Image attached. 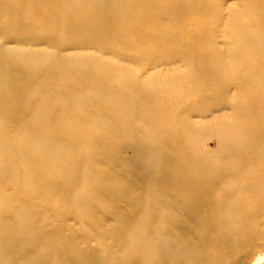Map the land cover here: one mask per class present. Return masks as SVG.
Segmentation results:
<instances>
[{
  "label": "bare ground",
  "instance_id": "6f19581e",
  "mask_svg": "<svg viewBox=\"0 0 264 264\" xmlns=\"http://www.w3.org/2000/svg\"><path fill=\"white\" fill-rule=\"evenodd\" d=\"M115 1L0 0V39L4 40L0 41V216L5 215V212L13 206L21 210L17 227H7L6 223L0 221V264H78L77 256L71 251V239L68 237L64 242L60 240L63 235L62 223H56L49 235L45 233L44 235L37 228L33 217L36 221L42 217L40 214L36 218L35 209L30 207L28 191L31 188L37 189L45 184H53L61 197L55 205L58 214L74 208L75 218L85 223V230L92 229V223H87V217L92 214L94 204L101 203L109 209L117 198L125 199L127 196L137 203L138 208L133 209L131 215L123 217L109 227H104L102 231L96 230L101 241L108 238L110 240L108 244L99 245L107 253L105 258L90 252L96 263L100 264H113L117 258L126 264L129 261V249L133 248L135 236L138 234L142 237L141 231L138 230L144 227L149 230L158 228L153 225H140L137 218L141 216L151 218L149 211L155 214L162 211L167 214L171 212L169 219H175L176 214L183 209L182 201L177 198L170 200L167 197L173 186H168V182L157 173L164 160L163 158L153 160L143 150L149 141L145 138L138 141L137 153L133 160L129 161V166L134 173L140 175V181L147 188L151 186L150 188L155 187V189L143 193L142 198H132V188L122 183L118 185L119 181L112 177L114 191L110 194L111 197L108 199L110 201L103 203L100 199L103 190L98 188L99 185L102 186L99 176L84 163L86 157L83 154L88 146L86 130L81 131L75 127L76 125L62 121L60 118L62 110L57 109V104L61 102L57 96L58 91H66L70 97L83 100L86 98L80 97L82 92H75L73 86L78 84L81 89L83 87L89 89L88 99L112 106V112L118 119L109 125L114 131L118 125H126L133 117L141 118L145 126L148 125V130L152 131V122H160L163 117L165 121L172 120L170 116L173 114L170 115V112H176V103L192 92L188 85L205 83L206 72L209 69L215 67L214 69L222 73L242 71L243 85L245 79L250 81L252 76L264 73V24L257 23L254 18L255 0H243L241 10L234 15L231 24L223 28L225 29L223 32L232 35L236 41V44L229 47L226 61L220 58L219 51L205 49L207 39L200 42L196 37L187 34L175 39L176 36L166 25V22L177 13H184L190 9L204 13L206 0H165L164 2L162 0V4L161 0L143 1L142 6L154 12L156 16L144 14L140 25L153 24L155 32L143 33L144 30L140 26L131 28L126 33L129 41L126 44L116 45L112 52L113 58L117 61L118 59L127 61L132 65L144 63L146 73L153 71L150 69H156L157 66L162 67L161 70L175 71V65L176 68L183 65L186 68L183 76L172 73V77L169 75L166 78L156 79L150 76L145 80L137 81L133 78V70L128 69L127 65L117 64L112 60L102 61L91 52L70 56L59 53L66 45L75 48L90 46L98 55L107 53V46L111 42H116L122 35L117 30L124 15L115 12L113 6ZM131 3L135 6L133 0ZM7 38L16 41L18 45L40 41L50 46L51 50L9 48L4 43ZM142 39L160 48L164 55L172 54V56L154 59L146 57L151 53L138 44L137 41ZM65 41L67 44H63ZM171 42L174 45L173 50ZM131 51L139 52L141 58L150 60L143 61L137 57L125 58V54ZM37 55L39 57L35 58ZM181 56L186 58L174 61L176 57ZM92 65H101V67L95 69L91 67ZM112 68L114 73L109 77L119 83L116 88L110 86L108 78L100 76L102 71H112ZM51 83L55 88H52ZM239 91L241 92L240 88ZM257 91L259 94L255 103L248 102L242 109L245 116L264 108V86L254 85L251 93L255 95ZM240 101L238 96L234 103L243 107L239 105ZM140 108H143V111L140 112ZM44 115L59 117L57 122L59 128L51 130L47 136L39 134L40 129L37 124L38 117ZM92 123L95 121L93 120ZM241 127L238 122H231L223 126V131H232L239 135L243 130ZM9 128L13 129V135L8 133ZM124 131L126 133V129ZM181 131L183 132L180 128L174 129L170 134L175 140L181 139L183 134ZM74 135L78 137L74 138ZM108 156L105 150L94 149L91 153L93 161L105 162L107 170L114 174L117 162ZM188 166H192V160L189 161ZM48 175L55 178L48 179ZM151 181L153 184L150 185ZM9 184L13 185L10 193L2 196L1 186ZM144 185L143 187L146 188ZM193 186L190 188L192 191L195 190ZM208 226L207 223L206 228ZM174 228H177V224L173 222L163 226V229L170 230L169 233ZM114 245L119 248L115 254L111 252V247ZM144 251L146 254L147 251ZM143 253L140 252L141 255H145ZM55 255L58 260L50 261Z\"/></svg>",
  "mask_w": 264,
  "mask_h": 264
},
{
  "label": "rangeland",
  "instance_id": "374dc122",
  "mask_svg": "<svg viewBox=\"0 0 264 264\" xmlns=\"http://www.w3.org/2000/svg\"><path fill=\"white\" fill-rule=\"evenodd\" d=\"M133 1L135 6L132 5L131 0L114 2L115 12L124 15L117 30L122 35L116 42H111L107 46V53L98 55L90 46L83 49L70 45H66L59 53L70 56L91 52L102 61L112 60L117 64L127 65L128 69L133 70V78L137 81L145 80L150 76L156 79L166 78L169 75L172 77L173 74L183 76L186 72L183 65L177 68L175 65V71L161 70L162 67L157 66L156 69H150L153 71L149 70L150 72L146 73L144 63L132 65L127 61L120 59L117 61L113 58L112 52L116 45L126 44L129 41L126 33L131 28L140 26L144 30L143 33L155 32L153 24L140 25L144 14L156 16L155 13L142 6L144 0ZM163 2L161 0V4ZM205 2L204 13L191 9L184 13H177L166 22V25L176 36L175 39L185 34L196 37L200 42L207 39L205 49L219 51L220 58L226 61L229 47L236 44V41L232 35L223 32L225 30L223 28L231 24L234 15L241 10L243 0H206ZM254 2H256L254 18L257 23L264 24V0ZM0 41L4 40L0 39ZM137 42L151 53L146 56L150 59L172 56V54L164 55L160 48L153 46L145 39ZM4 43L9 48L51 50L50 46L40 41L18 45L16 41L7 38ZM63 44H67L66 41ZM171 45L173 50L172 42ZM140 56L139 52L131 51L124 57L150 60ZM38 57V55L35 56V58ZM185 58V56L176 57L174 61ZM241 66L243 65L239 67ZM91 67L96 69L101 65ZM214 68L206 72L205 83L188 85L192 92L176 103V112H170V115L173 114L170 116L172 120L165 121L163 117L160 122H152V131L148 130V125L145 126L139 117L130 118L126 125H118L114 131L109 125L118 119L112 112V106L105 102L88 99L90 91L86 87L81 89L78 84L73 86L76 89L75 92H82L80 97L86 98L83 100L70 97L66 91L57 92L58 99L61 101L57 104V109L62 110V115L60 114L62 121L76 125L75 127L81 131L86 130L88 146L83 154L86 157L84 163L88 169H93L99 176L102 186L99 185L98 188L103 190L100 198L103 203L110 201L108 199L114 191L112 177L119 181L118 185L122 183L132 188V198H142L143 193L155 189V187L150 188L151 186L147 188L140 181V175L134 173L129 166V161H132L137 153L138 141L144 138L149 141L143 150L153 160H160V158L164 160L157 173L168 182V186H173L167 197L170 200L177 198L182 201L183 209L176 214L175 219H169L171 212L167 214L162 211L158 214L149 211L151 218L149 216L137 218L140 225H153L158 228L149 230L144 227L138 230V232L141 231L142 237L138 234L135 236L133 248L129 249V261L126 264H264V108L248 113L247 116L242 113L246 103H255L259 93L257 91L253 95L252 87L256 84L264 86V73L252 76L250 81L245 79L246 87H244L242 71L222 73ZM237 70L240 69L237 68ZM113 73L112 68V71H102L100 76L108 78L110 86L116 88L119 83L109 77ZM51 86L55 88L53 83ZM238 96L241 99L239 105L243 107L236 106L234 103ZM139 111H143V108ZM53 118L47 115L38 117L39 134L47 136L51 130L59 128L57 127L58 115ZM93 120L95 123H92ZM231 122H238L242 126L241 130H243L239 135L232 131H223V126ZM178 128L183 130L181 131L183 134L181 139L175 140L170 131ZM128 130L132 132V135ZM8 133L13 135V129L9 128ZM76 137L78 135H74V138ZM38 144L41 145L39 141ZM94 149L107 151L108 157L117 162L114 174L107 170L105 162L93 161L91 153ZM191 160L192 166H188ZM18 171L22 173L21 169ZM140 173L143 174V172ZM48 176V179L55 178L52 175ZM149 183L153 184L152 181ZM192 186L195 189L193 191L190 189ZM11 187H13L12 184L2 185V196L9 194ZM28 192L30 207L36 212L35 217L37 218L40 214L42 217L37 221L33 217L38 227L35 226L43 234L49 235L56 223H62L63 235L60 240L64 242L68 237L71 239V251L74 256H77L78 264H100L96 263L90 252L105 258L107 253L100 246L108 244L110 240L108 238L101 241L96 230L102 231L104 227L119 222L123 217L131 215L133 209L138 208L137 203L130 200L129 196L125 199L117 198L109 209L101 203L94 204L92 214L87 217V223H92V229L85 230V223L75 218L74 208L58 214L55 205L61 197L53 184H45L37 189L31 188ZM20 216L21 210L13 206L5 212V215L0 216V221L6 223L7 227H17ZM169 222L177 224V228L170 233V230L163 229V226ZM207 223L208 228H206ZM111 248L113 254L119 251L117 245ZM139 250H142L143 254L146 250L147 253L141 255L142 251ZM56 260H58L56 255L50 258V261ZM113 264H123V262L117 258Z\"/></svg>",
  "mask_w": 264,
  "mask_h": 264
}]
</instances>
